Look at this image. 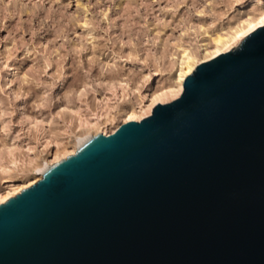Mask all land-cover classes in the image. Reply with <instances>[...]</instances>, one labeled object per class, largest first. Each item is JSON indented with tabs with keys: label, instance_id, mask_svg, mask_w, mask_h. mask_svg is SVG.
Returning a JSON list of instances; mask_svg holds the SVG:
<instances>
[{
	"label": "water",
	"instance_id": "obj_1",
	"mask_svg": "<svg viewBox=\"0 0 264 264\" xmlns=\"http://www.w3.org/2000/svg\"><path fill=\"white\" fill-rule=\"evenodd\" d=\"M184 86L38 169L0 206V264H264V27Z\"/></svg>",
	"mask_w": 264,
	"mask_h": 264
},
{
	"label": "rangeland",
	"instance_id": "obj_2",
	"mask_svg": "<svg viewBox=\"0 0 264 264\" xmlns=\"http://www.w3.org/2000/svg\"><path fill=\"white\" fill-rule=\"evenodd\" d=\"M237 9L234 0H0V189L33 178L81 120L101 116L111 129L103 120L148 105L171 84L180 47L196 51L201 27L230 23Z\"/></svg>",
	"mask_w": 264,
	"mask_h": 264
},
{
	"label": "bare ground",
	"instance_id": "obj_3",
	"mask_svg": "<svg viewBox=\"0 0 264 264\" xmlns=\"http://www.w3.org/2000/svg\"><path fill=\"white\" fill-rule=\"evenodd\" d=\"M234 4L238 7V9L235 10L237 12V17L234 21H230V23H219L212 28H205L202 26V39L196 51L189 45H182L180 47L171 84L153 92L150 95L151 98L149 99L148 105L143 107L140 111L124 110L126 111V115L120 121H117L116 118L111 119L112 116H110L111 118L109 117L110 119L107 118L108 120H103L108 123L109 121L112 122L113 127L111 129L102 128L104 124L101 121V116V118L97 116L91 119L81 120L79 123V131H74L69 141L64 143L63 146L60 147V143L57 142V149L52 150V157L50 159L44 157L43 162L35 163L32 169L35 171V176L33 178L18 184L13 181H7L9 185L3 190L0 189V206L6 204L9 200L21 194L23 190L33 186L42 179L43 174H39L38 169L44 168L45 163L53 165L75 154L79 139L90 135L94 136L99 133L106 136L112 135L118 131L122 124L130 121L140 122L150 117L157 106L169 104L180 98L185 90V79L191 75L195 69L231 51L235 47H238L246 40L250 33L264 27V0H234ZM45 146L48 150L51 149V144L49 142Z\"/></svg>",
	"mask_w": 264,
	"mask_h": 264
}]
</instances>
